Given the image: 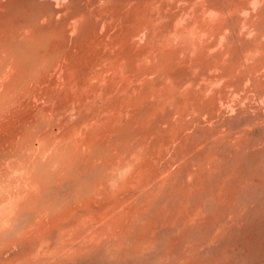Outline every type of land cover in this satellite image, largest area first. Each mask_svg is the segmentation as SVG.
<instances>
[{
	"label": "bare ground",
	"instance_id": "obj_1",
	"mask_svg": "<svg viewBox=\"0 0 264 264\" xmlns=\"http://www.w3.org/2000/svg\"><path fill=\"white\" fill-rule=\"evenodd\" d=\"M246 15L247 18L250 17V21L245 17L249 22L244 18ZM209 19L213 20L214 24L212 20L211 22L209 21L213 25L207 23ZM182 21L188 22L183 29L180 26V22L182 23ZM178 26H180L181 29ZM194 27H197V32L207 37V41L205 42L204 40L205 44L201 45L200 43L203 41H197L196 37L195 42H199L200 46L199 44L197 48L195 46L197 50L192 54V50L195 48L191 47V45L194 44H191L190 38L191 40L194 38L190 37V32L195 29ZM202 35L200 37H202ZM202 39L200 38V40ZM145 59H149L154 66H147L146 64L148 63H146L147 61ZM143 60H145L144 63H146L145 65L147 68L138 66L141 68L139 69L137 65H140V63L142 64ZM99 67H104L103 69L106 71L109 67V70L111 69L109 74L113 71L118 73L120 70L119 68H121V71L122 68H125L127 71L131 72L137 84L131 79V75L128 74V76L123 74L125 77L124 80L128 77L127 80L134 81V84H132L131 81L132 85L129 84L130 82L128 81L129 83L127 85L126 82L123 81L122 76H120L124 72L120 71L118 76L122 80H119L118 76L113 73L117 78H113L114 81L112 79L115 88L111 87L113 86L110 83L111 81L107 80L108 83L105 81V77H107L108 73L103 70L102 72H106L103 74L100 69H98ZM54 73L59 74V76L65 80H63L64 83L67 81L65 85L69 83L73 87L67 86L68 88L65 89L66 86L63 84L62 79L60 80L62 83L56 79V82L54 79L51 80V78L57 76L56 74L54 75ZM109 74L108 77L110 76ZM101 76H103L102 79ZM111 76L114 77L113 75ZM98 78L104 80L107 86L111 85L109 86L111 88L107 87V91H105V87L104 91L106 92V96L104 95V97L100 96L99 92L103 91L101 90V84H105V82L99 80L103 82H100L101 84L99 87L97 85V82H99L97 81ZM93 79H95L96 82ZM92 80L94 82H92ZM115 80L123 81V84H126L128 88H131L129 85L133 86V90H131L132 88L130 89L132 92L127 88H123L124 85L120 83L122 88L120 86L117 88L119 84L116 85ZM50 81H54L55 85L56 83H58V85L63 84L65 90L62 89V91H65L64 93L66 96L64 93H61V95L58 92V87V89H53L51 88L52 86H49L50 89H53L49 90L48 84ZM0 82L2 83H0L2 87L5 85L4 92L0 91L2 92L0 93V111L6 112L7 110V112H12V119H10L11 123L7 121V124L4 120L5 124L2 120V123H0L1 125L4 124L2 127L0 126V128H2L0 131L2 133H0L1 137L5 134L2 139L5 137L7 138L6 133L8 136H12L11 139H8L9 141L5 142L8 144L7 146L3 144L4 142L0 144V159L2 160L0 164L4 161L8 166L10 159H12L11 162L14 164V168L17 169L18 172L21 170L23 176V180H20V183L18 182L21 178L20 176L16 181L19 183H17L18 186L15 184L17 187L14 185L16 189L11 192L8 191L9 195L7 196L9 197L6 198L8 199L7 201L3 196V199L8 202V205L5 204L7 205L5 207V205L2 204L3 206L1 205L0 207V211L3 210V213L0 212V264H7L5 261L10 259V256L8 259H4L5 256H3L4 254L2 253V246L5 244L4 241L9 238L12 240V243L10 242L12 244L11 247L14 246L15 249L16 247H25L23 250L24 253L21 252L24 254L23 256L18 252L23 258L20 259L18 257L20 260H18L19 262L17 261L18 264H153L156 260L163 259L167 249L168 253L173 251H171V248L176 246V243L178 244L180 242L179 240L182 238L180 237L182 234L187 235L185 239H187L188 236V240L190 237L193 238V241L190 240L191 242H188L192 243L190 244V246H193L191 250L197 249L198 240L195 245L193 244L196 240L193 232L196 231L192 229L193 232H191V229L188 228L190 224H192L193 228V223L187 221V219L192 221L191 217L188 218L190 215L188 216L187 214L191 213V216L193 215L192 218H194V214H196L195 211H197L195 209L199 208V204L201 205V203L204 202L206 205V202H208V204L210 203L213 205L215 203L214 201L217 199L220 200V202L223 201L221 202L223 203V209L219 207L218 212H220V214L216 212L219 214L218 219L215 220L217 218L215 214L216 218L213 217L215 221L213 223L211 219V225L215 224V227L218 226L221 229L218 230L219 232L223 230L226 235H222L224 237L226 236V239L224 237L222 238L221 235V238L216 237V239H218L215 243L213 236L216 234L211 236L212 233L210 228L213 227L211 226L209 228L210 222L208 221L210 220L207 222L205 220L204 222L206 224L201 222V225H203V227L205 225L210 229L208 230L210 233H203H206L205 238L210 240L208 242L214 243L213 245L217 244L218 240L225 239V241L218 242L219 245L224 242V244H221L223 245V251L221 249V253L217 245H215L216 248H213L211 244L207 254L210 253L212 260H206L208 257H205L202 250L204 248L207 249L205 242L207 239L197 238L199 241L201 240L199 245H202V247L199 246V256L197 253L199 249L197 251L194 250L196 253L193 251V254H197L198 257H201L202 251L204 258H206L204 262L202 261L204 264H208L207 261H220V258L222 256L224 257L225 254H227V258L224 259H228L227 261L229 262H227V264H264V231H262L263 233L258 231L259 234L253 231L255 236H252L253 234H248L252 237H246L245 232H247V229L245 231L244 229L246 226V228L250 229L248 225L251 223L244 227V224L247 223H242L241 219L243 218L244 221H242L245 222V219L249 217L244 219L245 216H241V218L237 216V214L240 215L242 213V211L239 212L240 214L238 213L239 208H242L238 205L239 203L247 207L254 206L255 208L264 206V0H0ZM90 83L91 85L96 83L95 87L97 88H93V86L92 90ZM50 85H52V82ZM135 85L138 86L136 87ZM88 86H90V88H88L90 91L86 90ZM63 87L62 85L60 86V88ZM69 87L71 89H76L78 92L73 91L70 93L71 89H69ZM37 89H40L42 93L44 91L43 98L45 95H49L48 98L45 97L46 99L44 100H47V102L49 100L51 103L50 106L47 104H44L47 107L43 104L42 106H36L42 103L40 100V102L38 101L37 97L41 94L39 93L40 91H38L39 95L37 94ZM47 90H49V93ZM83 90H85L86 93H84L85 91L82 92ZM35 91L39 103L34 101L33 98L32 102L36 107H32V104H29V100L26 102L22 99L24 98L25 100L30 94L33 95ZM66 91L69 94H67ZM124 91L127 92L124 93ZM96 92L99 93L98 95L101 97V101H106V105H108V99L113 101L110 102L109 105V109L112 108L113 111H111L112 115L120 114L118 112L113 114L118 110L125 116L130 112V116L133 117H131V120L128 115V121L127 118L124 119L125 116H121L120 114V117H123V120L120 119L121 122H125V124L123 123L125 126L126 124L131 125L127 127L128 129L125 132L121 133L119 143L126 146L127 144L131 145H128L129 148L121 146L119 150L123 153V157H120L122 156L120 152V156L116 154L112 156L117 150V147L119 148L118 142L114 137L118 133L120 134L122 129L124 130L126 128L124 125V127H122V124H119L120 120L116 118L119 122L118 125L122 128L117 127L118 125H114V130L116 128L118 129V133L115 131V135V133L112 132L114 130L108 125H113L114 123L112 122L116 121L114 119L117 116L110 121L109 119L113 117L106 116L108 113L105 111V114L101 112L102 107H104L102 110H107L106 108L108 107H105V103L102 104L104 101H102V103L97 101L102 104L100 110L96 109L102 116L99 115L100 120L102 118V122L103 120L104 122L106 121V124L104 122H101V124L109 128L110 136L113 134L115 135L112 138H114L117 144L115 142L113 143L118 145L115 147L113 144L115 151L113 152L112 149L111 157L118 156L123 160L125 158L124 155L126 154L125 156H127L124 162L120 159L118 160V157L115 159L113 158L115 162L120 164L115 169L119 171L126 170L125 173H127L128 169H131V171L133 170V173L134 171L135 173L137 172L138 175H141L137 177L141 178L143 176V178H141L143 185L145 184L144 182L147 181L146 183L148 184V182L151 181L154 193L149 190L151 189L150 186L148 190L153 193L152 196L157 195L155 198L149 199L151 194H149L150 192L148 191L149 197H147L149 200L147 201L146 196H143L145 195L144 192H142V195L138 190L139 194H141L143 198L145 197L147 204L145 201L144 204H146V208L148 207L146 209L144 205H141L143 206L141 208L139 202L142 200L141 204H143L144 199H142V196L133 188L140 186L138 189H141L143 185L140 183H138L139 185L137 184V182H141V179L136 178L135 173L133 176H130L131 172L128 173V177H133V179H131L132 181L128 180V178L126 179V177L125 179L126 181L128 180V184L133 182L136 184V187L134 186L135 184L130 185L131 189H133L130 194H133V196L126 193L129 191L128 189H130V187H128V184L125 185V181H123L122 184L124 187L127 186L128 188H124L122 185L121 187H123V189L121 191V187H118V183H115V187L117 186L115 189L120 190L118 193H122V195L124 193L123 190L125 191L126 189L124 193L126 201L129 200L128 196L135 197L133 191L137 192L140 197L137 196L138 199L134 198L137 200L134 205L136 206L139 203L137 208L139 209L140 207L142 210L145 209L143 211L149 213L151 212L149 207L153 205L152 203L156 201L155 199H157L155 203L157 206H155L156 209L161 207L160 203H163L161 200L164 199L161 195H164V206L162 205V209L160 208L158 211H166V213H164L166 217H164L162 212L161 215L165 218L164 221L166 220L165 224L168 223L167 225H165L164 222L162 223L163 217L160 214L158 215V211L154 210L152 207V215L153 213L157 214L154 215L155 217L157 216V220L154 218L156 221L153 220L152 215L150 217L146 216L145 213L141 214L143 212L140 209V214L134 211V209L137 211L138 209L131 204L130 206H134V208L129 206V209H132V212L128 210L131 212V215H129V212H126L128 216H132L133 213V217H129L131 221H127L128 219L126 217L128 216H126V214H124L125 217L124 215L122 216V212L124 213L125 211L124 209H120L122 211L120 213L121 216L127 220H121L122 217L120 216L121 219L118 217L119 220L117 221V215L119 216L120 214L118 213L115 215L112 211L114 209L116 210L118 207L115 208L119 203L117 204L116 201L113 203V200L117 199L116 196H118V193L117 191H115V193L112 191L114 195H116V198H114L113 193L110 191L112 186L110 185L111 188L107 186L108 189L110 188L109 192L104 184L107 182L98 179L102 182V187H105L101 189L102 192L105 189L107 192L111 193V195L108 194V196H106L105 190V195H101V183H99L100 185H97L99 186L97 187V191L100 193L96 191L97 194L94 198L99 196V200L101 198L102 201V197H109V203L115 204L113 210H110L112 216L109 219L114 218L113 220L115 221L110 220V227L108 226L109 223L107 224L109 227L108 229L106 228L107 226H103L107 231L102 229L104 232H100L101 230H97L99 226L97 225V227L95 225L96 223L98 224V220L101 219V216L96 220L95 216L97 215L95 214L94 216V214H92L95 209H92L93 212L91 214L95 218L92 216L93 219L90 221H94L95 219V225H93L94 223L92 225L97 228H91V222L89 221L88 223L90 225L88 227L87 225L85 227L83 223L80 224V227L79 224L77 226L76 223L79 222L78 219L82 220L85 216L87 217L86 219H90L91 217L89 214V212H91V207H89L88 210H83L85 205L87 208L89 205L96 207L97 204L98 206V203L93 205L94 202L92 200L94 199H88L85 195L88 196L87 194L93 190L92 188L96 177L103 171L101 168H104L105 165L103 167H101L102 164H99V167L96 165H98L100 161H104L107 151L105 152L106 145L102 144V140L98 138L101 136L100 133H102V130L99 129L101 131H99L100 133L96 131L100 134H95L97 138L91 133L95 130L88 132L89 136L88 134L86 135V129L88 127V123L86 124L85 122L86 119H82L83 123L87 125L86 129L84 126L82 132L85 131L86 133H82L81 130H79L80 133L78 131V134L81 135L82 133L80 137L85 136L83 137V143L86 139H89V143L91 144L92 142V148L87 140L85 143H87L88 146L86 144V147H83L80 144L84 152L85 148L86 150L88 149V151L91 150L89 153L86 151L83 155L75 153L74 151L77 148L74 150L72 147L73 144L71 145L70 143V137L75 141L77 136H79L76 134L77 126L76 128L73 126L75 129L73 130L72 128V131H70L66 129L69 127H67L68 124L65 125L66 128H62L61 125L68 122L69 116L67 113L70 110H74L75 112L76 110L83 111V109H85L86 115H88V113L91 115L89 118L90 120L96 117L95 115L98 114L97 112L91 113L87 111L88 107L93 108V106L90 107L89 105H85L86 103H82L84 100L88 101L92 99L95 94V96H97ZM102 93L104 94V92ZM77 95L79 97H76ZM60 96L64 99H59ZM33 97H35V95H33ZM40 97H42V95ZM43 98H41V100ZM115 98L117 100H115ZM34 102L37 104H34ZM96 105L99 104L96 103ZM96 108H98V106ZM108 111L111 115L110 110ZM64 112H66L65 114H67L68 120L66 119V121V117H62L66 123L62 119V121H60L61 124L56 122L60 127L58 125V134L55 132L53 133L52 129H54L56 125H49L53 115L50 120H48V115L53 113L60 117V114L61 116L65 115ZM94 113L95 115L92 116ZM2 115L0 117H2ZM70 115H72V113H70ZM84 115L85 114H83V116ZM103 115L107 117L105 119L109 121L103 119ZM175 116L177 121L180 120V122L183 121V123L180 124L176 122L174 120ZM59 117L57 116L58 119ZM87 117H89V115ZM97 118H93L91 121L89 120V126L92 124L94 125L95 119L97 122L96 125L100 124L98 123L99 118ZM79 120L81 121L80 118ZM130 120L132 122H130ZM92 121L94 123H92ZM62 122L64 123L62 124ZM108 122H110V124ZM81 123H79L80 126L84 125ZM175 123L180 125H175ZM9 124L12 125L10 126L12 131L10 128L8 129ZM75 124L77 125L78 123L76 122ZM49 126L52 128L50 129ZM70 127H72V125ZM78 128L81 129V127ZM90 128L91 127H89V129ZM62 129L67 131H63L64 133H62ZM192 129L193 132L190 131ZM73 132H75L76 135ZM90 134L93 136H91V139ZM80 137L78 138L82 140ZM112 138H110L111 142L113 141ZM0 141H2L1 138ZM76 142L79 149L80 142L78 140L73 143L76 144ZM111 142H109L107 146ZM79 150H77V152ZM167 154H171L170 159L168 156L169 160H165L166 163L165 161L162 162L165 158L167 159ZM4 158H9V162L7 161L6 163L7 159L5 160ZM106 160L105 162L108 165L106 168L109 170L110 162L107 160L108 163ZM118 161L121 163L123 162V164L121 165ZM159 161H161L162 164L165 163L164 167L163 165L162 167L165 169L164 172H167L169 175L167 173L165 175L160 173L164 172L163 169H161L162 167L158 168V164H160ZM153 162L157 163L156 165L158 167H156V170L153 167ZM12 163L10 164L13 166ZM117 163L111 162L110 166H112V170L114 168L113 166L117 165ZM11 165L8 167H11ZM0 167L4 169V166ZM157 169H160V172H158ZM14 170L12 174H14ZM3 172L4 170H2L0 176ZM109 172H107L106 175ZM113 173L114 172H112V174ZM116 173L117 172H115V174ZM19 174L21 173L19 172ZM162 175H167L168 177L163 176L162 178ZM12 176L9 178L10 180ZM1 177L3 179L5 178L4 176ZM15 177L17 178V176ZM108 177L107 179H109ZM114 178L111 180H114ZM119 178H117V182H121L120 180L122 179ZM135 178L138 180L137 182ZM1 180L2 179H0V181ZM99 181H97V183ZM1 182L0 197L5 195V187H9L5 185V187H3ZM2 183L5 184V182ZM10 184L12 185V183ZM145 185L144 187L148 186ZM10 188L12 187L10 186ZM112 189L115 190L114 188ZM144 190L145 188H143V191ZM156 190H159V192L155 193ZM6 192L7 191H5V193ZM91 194L94 195V192ZM158 194L159 199L162 198L159 200L160 203L157 198ZM87 199L90 202L92 201L93 204L91 205ZM106 199L108 200V198ZM122 199L120 201L118 200V202L123 201ZM84 200H86L89 205L85 203ZM105 200H103V202H105ZM131 200L130 198V201ZM133 200L130 203H132ZM218 200L216 201V204L218 203L217 205H219ZM82 201L84 202V204L82 203L84 206L81 204ZM103 202H99L100 204L96 209H101L104 204ZM226 202L228 204H226ZM109 203L108 205H110ZM120 204L123 203L121 202ZM191 204H195L197 207L194 209ZM79 205L82 207V211L80 210L79 213H77ZM184 205H187V207ZM104 206L107 207V205H103V210L105 208ZM127 206L128 205L125 204V208ZM167 206L173 208V210L169 207L167 208ZM188 206L192 208V210L194 209L193 213L190 212L191 209L188 208ZM237 206L239 207L238 209ZM119 207H121V205ZM164 207L167 210L164 209ZM185 207L188 213L184 210ZM261 207H259V211L256 209V214L264 209V207ZM108 208L112 209V206ZM209 208H211L210 210L212 213L214 207ZM105 209V212H109V209ZM127 209L128 208H126V210ZM74 210H77L75 213L82 216V218H74L77 222L73 220L75 221L73 223L70 219L74 215H71L72 217H69L70 219L65 220L67 215L73 213L72 211ZM98 210L99 209H97V211ZM174 210L176 212L182 211V214L185 212L187 213L183 215L186 219L184 223L188 222V225L186 223L185 227L189 229L192 234L184 228V224H182V219L184 218H182L181 212L182 222L179 221L180 217H177L178 221L176 220L177 218L174 220L173 217L177 216H174ZM201 210L202 209L199 211ZM100 211L102 213V210ZM172 211L174 214L170 213ZM213 211L215 212V209H213ZM105 212L104 214H106V217L111 215ZM167 212H169L171 216L173 214V217H170L169 214L168 218ZM101 213L99 212L100 215L103 214ZM204 213L206 216V211ZM87 214H89L90 217ZM256 214L253 213L251 217H256ZM103 215L102 218L105 217ZM200 215H202V213ZM158 216L162 218L159 220ZM147 217L149 221L150 218H152L151 221L153 220L154 222L151 223L150 221V223H148ZM171 218L173 220L172 223ZM198 218L199 217H197L196 220ZM252 218H250L248 222L251 221ZM105 219L106 218H103V220ZM132 219L137 222H133ZM167 219L170 221L167 222ZM236 219L240 220L237 221ZM85 220H82V222ZM194 220L195 219H193V221ZM108 221V219L107 221H101V224ZM238 222H241L244 227H242L243 229L240 227L237 228V226L240 225ZM84 223L88 224L86 221ZM74 224L78 227V231L74 228L75 226L73 227ZM235 224L237 225L235 226ZM181 225H183V228ZM256 225L254 224V226L259 227L257 223ZM263 225L259 228L262 229ZM179 227L182 228V234L179 236L180 238L178 237L179 240L177 238L172 239L171 243L168 241L170 244L165 245L164 243H167L166 238H174L175 232L181 233V231L178 230L180 229ZM203 227L200 226V228ZM73 228L76 229L74 232H77L73 233ZM80 228H85L86 231L84 229L82 232L81 230L83 229ZM87 228L89 229L87 230ZM99 228L101 229L102 226ZM175 228L177 231L173 230L175 232H172V229ZM197 228L200 229L198 225ZM197 228L196 230L202 233V230L199 231ZM90 229H95L97 232H94L98 233L99 231V233L95 235L94 232L92 233L93 230L90 231ZM158 229L160 234L158 233L159 231H157ZM206 229L203 230L207 231ZM216 229L218 228L216 227ZM213 230L215 231V228H213ZM89 231L91 233L87 235L86 233ZM155 231L156 235L157 233L159 235L152 237ZM65 234H70L71 239L64 238ZM171 234H173V236ZM188 234H191V236ZM196 235L197 234H195V236ZM199 235L197 236L201 237ZM66 236L69 237V235ZM10 240H6V244H10L8 243ZM173 240L175 241L173 242ZM177 240L179 242H177ZM202 240L206 246H204V248V244H201ZM186 242L187 241H183V243H180L181 245L179 247L181 248L184 246ZM208 242L207 244H210ZM172 243L173 245L170 247ZM5 245L3 248L6 250ZM190 246L188 244V246L185 245L184 248L188 247L189 250L187 251L191 252ZM195 246L196 248H194ZM164 247L165 249L167 247V249L165 250ZM178 248L175 247L174 249L179 251L180 248ZM15 249L13 251L17 254ZM181 250L183 251V248H181ZM181 250L179 251L180 254L182 253ZM10 251L3 252L9 254ZM16 251L18 250L16 249ZM19 251L21 250L19 249ZM176 252L177 251H175V254ZM179 252H177L178 255L173 253V256H176L175 258L172 256L169 259V256L166 255V259L168 257L167 260L175 264L178 262L177 260H180ZM183 252H186V250ZM172 253L170 254L172 255ZM186 253H182L183 255H181L185 259H188V264L198 261L199 258L196 256V260L192 252L191 254L189 253L192 258L190 256L188 258L185 255ZM184 258L182 259L183 261L185 260ZM202 258L203 257L200 259ZM14 259L11 261L13 264L17 263L13 262L15 261ZM166 259H163V262ZM182 260L176 264H180ZM183 261L182 264H185V261L184 263ZM199 261L200 264H203L201 260ZM158 262L160 261L158 260L156 263ZM220 263H224L223 258L222 261L218 262V264ZM8 264L11 263L9 262Z\"/></svg>",
	"mask_w": 264,
	"mask_h": 264
},
{
	"label": "rangeland",
	"instance_id": "obj_2",
	"mask_svg": "<svg viewBox=\"0 0 264 264\" xmlns=\"http://www.w3.org/2000/svg\"><path fill=\"white\" fill-rule=\"evenodd\" d=\"M245 17L247 18V15L244 16V18H245ZM246 18H245V20H247V19L249 20L250 17L247 18V19H246ZM211 20H212V19H209L208 22H207L209 25H213V24H214L213 20H212L213 24L210 23ZM248 20H247V21H248ZM209 21H210V22H209ZM249 21H250V20H249ZM249 21H248V22H249ZM182 24H183V26H182ZM187 24H188L187 21H182V23L180 22V26L182 27V29L185 28ZM180 26H178V27L180 28ZM210 27H211V26H210ZM194 28H195V27H194ZM196 28H197V27H196ZM196 28L193 29L194 32H193V30H191V32H190V37L194 38V39H192V40H191V38H190V42H191V44H194V45H191L190 42H189V44H190L191 47H193V48H195V46H196V48H197L199 42H202V41H203L202 43H200L201 45H203V44H205V42L207 41V40H206L207 37L204 36V35H202V34H200L199 32H197V29H196ZM212 28H213V26H212ZM180 29H181V28H180ZM244 29H245V28H244ZM192 32H193V34H192ZM196 32H197V33H196ZM194 33H195V34H194ZM197 34H198L199 36H198ZM194 35H195V37H194ZM196 35H197V36H196ZM201 35H202V37H200ZM196 37H197V38H196ZM199 37H200L201 39H202V38H205V39L200 40ZM195 38L197 39V41L199 40V42H197V41L195 42V40H196ZM204 40H205V42H204ZM200 44H199V46H200ZM186 45H187V44H186ZM193 48H192V49H193ZM196 48L192 50V51H193L192 54L194 53V51L197 50ZM145 60L147 61L146 63H148V64L144 63ZM145 60H143V62H142L143 65L140 63V65H137V67L140 66L141 68H142V67L147 68L148 65H150L151 67L154 66V64H153L151 61H149V59H145ZM150 62H151V63H150ZM149 63H150V64H149ZM145 64H146L147 66H146ZM140 67H138V68L141 69ZM151 67H149V68H151ZM103 68H104V67H102V68L99 67L98 69H100V71L102 72L103 70H105V69H103ZM105 68H106V67H105ZM138 68H137V69H138ZM101 69H102V70H101ZM119 69H120V70H119V72H120V71H121V68H119ZM108 70H109V67H108ZM108 70H107V71L105 70V71L109 74V72L111 71V69H110L109 71H108ZM117 70H118V69H117ZM100 71H99V72H100ZM105 71H104V72H105ZM99 72H98V73H99ZM104 72H102V73L104 74ZM106 72H105V73H106ZM119 72H118V73H119ZM121 72H124V73H122L121 75L119 74L120 76H122L123 81H125L127 85H128L129 82H130L129 84H131V81H132V80H127L128 77H126V80H124L125 77H124V75H123V74H125V75H128V74L131 75V72L127 71L125 68H122V71H121ZM113 73H115V74L118 76V73H117L116 71H115V72L113 71L112 73H110V74H109V75H110L109 77H108V74H107V77H105V75H104V77L106 78L105 81H107V80L109 81V80H110V81H111V82H110L111 85L114 84V82H113L114 79H113V78L116 77V75L113 74ZM55 74H56L57 76L54 77V78H51V80H52V79H54V80L56 79V80H59V82H61L60 80L62 79V77H60L59 74H57V73H54V75H55ZM103 74H102V75H103ZM100 75H101V74H100ZM111 75H113L114 77H112ZM129 75H128V76H129ZM58 76H59V77H58ZM57 77H58V78H57ZM102 78H103V76H101V79H102ZM110 78H111V79H110ZM116 78H117V77H116ZM95 79H96V78H95ZM95 79H93V80H95ZM101 79L98 78L97 81H99V80H101ZM112 79H113V81H112ZM118 79H119V80H122L119 76H118ZM129 79H130V78H129ZM131 79L134 80V78L132 77V75H131ZM56 80H55V82H56ZM63 80H64V79H62V81H63ZM93 80H92V82H94ZM119 80H118V81H119ZM64 81H65V80H64ZM64 81H63V84L65 85V83H66L67 81H66L65 83H64ZM101 81L105 82L104 80H101ZM101 81L97 82V85H98L99 87H100V84L103 83V82H101ZM108 81H107V83H108ZM115 81H116V80H115ZM118 81L115 82L116 85L119 84V83L122 84V85H124V84H123V83H124L123 81H119V82H118ZM128 81H129V82H128ZM134 81H135V80H134ZM134 81H132V84H134V83H133ZM51 82H52V85H50ZM55 82H54V81H50V83L48 84V89H49V90H53V89H58V88H59V89H58V92H59L60 94H61V93L63 94V93L65 92V91H62V89L65 90L66 88H68L67 86H72L71 84L67 83L68 85L66 84V85H65L66 87L64 86V87H65V89H64L63 84L58 85V83H56V85H58V86H56V85L54 84ZM57 82H58V81H57ZM95 82H96V80H95ZM100 82H101V83H100ZM112 82H113V83H112ZM0 83H1V82H0ZM61 83H62V82H61ZM107 83L105 82V84H101V86H102V87H101V90H103L102 92H104V94H103L101 91H100V92L98 91V92L100 93V94H99L98 92H96L98 97L95 96V95H96V94H95V95L92 97V99H90V100H88V101H87V100H86V101L84 100V101L82 102V103H86L85 105H87V106H88V105H89L90 107L93 106V108H94L95 110H94L93 108H89V107H88V108H87V111H88V112L90 111L91 113H93V112H97V113H98V114H97L98 116L95 115V113H94L92 116H94V115L96 116V117H93V118H97V117H98V118H99V119L97 118L98 121H99L98 123H100V124H101V122H102V118H101V120H100V116H101V115H100V112L97 111L96 109H99V110H100L101 105L104 104V103L106 102V101L102 100V101H104V102L102 103V101H101V97H100V96H103V97H104V95H105V93H106L105 91H107V87H108V88H111V87H114V86H115V85H113V86L109 85V86H111V87H109V86L106 85ZM1 84H2V83H1ZM1 84H0V85H1ZM53 84H54V86H53ZM93 84H94V85H93ZM93 84L91 85V83H90L91 89H92L93 86H94L93 88H97V87H95L96 83H93ZM120 84L117 86V88L120 86ZM126 84H125V85H126ZM132 84H131V85H132ZM135 84H137L136 81H135ZM61 85H62L63 88H60ZM104 85H105V86H104ZM122 85L120 86L121 88H122ZM125 85H124L123 88H127V89H129V90L133 87V86L129 85V87H131V88H128V86L126 85V87H125ZM138 85H139V84H138ZM138 85H137V86H138ZM49 86H52L51 88H53V89H50ZM90 86H88V87L86 88V90H88V88H90ZM135 86H136V85H135ZM137 86H136V87H137ZM1 87H2V85L0 86V91L4 92L5 85H3V87H2L3 89H2ZM57 87H58V88H57ZM72 87H73V86H72ZM105 87H106V90H105ZM102 88H104V89H102ZM114 88H115V87H114ZM133 88H134V87H133ZM133 88H132L131 90H133ZM1 89H2V90H1ZM60 89H61V91H60ZM69 89H71V88L69 87ZM98 89H99V88H98ZM49 90H47L48 93H49ZM92 90H93V89H92ZM99 90H100V89H99ZM104 90H105V91H104ZM118 90H119V89H118ZM131 90H130V91H131ZM36 91H37V94H38V95H39V93L42 95V97H40L41 95L39 96L40 98L37 97V98H38V101L40 100L42 103H39L40 101H39V102L37 101L36 94H35ZM36 91L34 92V94L32 93L33 95H35V97H33V95L30 94L25 100H24V98H23L22 100H23V101H26V102H28V100H29V101H30L29 104H30V105L32 104V107L42 106V104H43V105H44V104H47L48 106H50V105H51L50 101L48 100V102H47V100H46V101L44 100V99H46L45 97L48 98L49 95H45L44 98H43L44 91H43V93H42V91H41L40 89H37ZM38 91H40V92L38 93ZM56 91H57V90H56ZM69 91H70V90H69ZM69 91H68V92H69ZM73 91H74V92H78L76 89L72 88L71 91H70V93H72ZM84 91H85V90H83L82 92H84ZM88 91H90V89H89ZM2 92H0V93H2ZM125 92H127V91H124V93H125ZM131 92H132V91H131ZM66 93H67V91H66ZM84 93H86V91H85ZM87 93H88V92H87ZM46 94H47V93H46ZM62 94H61V95H62ZM67 94H69V93H67ZM98 94H99L100 96H99ZM101 94H102V95H101ZM38 95H37V96H38ZM64 95L66 96L65 93H64ZM64 95H63V96H64ZM78 95H79V94H78ZM78 95H77L76 97H79ZM31 96H32V98H31ZM105 96H106V95H105ZM95 97H96V98H95ZM99 97H100V98H99ZM103 97H102V98H103ZM11 98H12V96H11ZM33 98H34V101H36L37 103H39L38 105H36V106L33 105V102H32V99H33ZM41 98H43V99L41 100ZM49 98H50V97H49ZM106 98H107V97H106ZM106 98H105V99H106ZM59 99H64V98H63L62 96H60ZM97 99H98V100H97ZM99 99H100V100H99ZM103 99H104V98H103ZM107 99H108V98H107ZM113 99H114V98H113ZM113 99H112V100H113ZM43 100H44V101H43ZM92 100H93V101H92ZM115 100H117V99L115 98ZM115 100H114V101H115ZM97 101H99V102L102 103V104L98 103ZM36 102H34V104H37ZM43 102H44V103H43ZM77 102H78V101H77ZM89 102H90V103H89ZM107 102H108V105H106L107 103L104 104L105 107H108V108H106L107 110H105V109L102 110V109L104 108V107H102V108H101V112H103L104 114H105V112H107L108 115L106 114V116H111V117H113V118L109 119L110 121H112V119H114L115 116H117V117H115L114 120H116V118H118L117 120H120V119L123 120V117L121 118V117H120V114H121V116H125V115H122L123 113H121V111L116 110V112L113 113V114H116L117 112L120 113V114L112 115V112H113V111H112V108L109 109V105H110V102H113V101H111V100L108 99ZM92 103H93V104H92ZM94 103H95V104H94ZM96 103L99 104L100 107H99V105H96ZM40 104H41V105H40ZM95 105H96V106H95ZM44 106H46V105H44ZM94 106H95V107H94ZM97 106H98V108H96ZM46 107H47V106H46ZM88 109H89V110H88ZM92 109H93V110H92ZM108 110H110V112L112 111V112H111V115L109 114V111H108ZM113 110H114V109H113ZM71 111H72V112H71ZM80 111H81V113H80ZM80 111L76 110V111L74 112V110H70V111L67 113L68 116H69V117H68L69 120H68V118H67V116H66L67 114H65L66 112H64L65 115H62V116H61V114H60V117H59V115L56 114V115L59 117V119H58L57 116H56L55 114H53V113H51V115H48V118H49L48 120H50V119H51V116L53 115V116H52V119L50 120L51 122H50L49 125H51V126H52V124H55V125H56V127L53 125V126L55 127L54 129H52L53 133L55 132L56 134H58V133H57V132H58L57 130H58L59 127H60V125H59V124H61L60 121L63 120L62 117H63V118L66 117L65 120H66V119L68 120L67 123H66L67 120H66V121L63 120L66 124H63L64 122H62V124H63V125H61L62 128L65 127V125L68 124L67 127H68V126H69V127H68V128L65 127V128H66L67 130L72 131V128H73V130H74V129L76 128V126H77V130H76L77 132H76V134H78V131H79V130H81V132H82V131H83L82 129H84V126H85V129H86V126H87V125H85V124L83 123V121H82L83 118H84V120L86 119L85 122H86V124L88 123V127H87V129H86V132H87V133H86L85 131L82 132V133H86V135L88 134V136H89V133H88V132H90V131H92V130H95V131H92L91 133H92L93 136H95V137L97 138L96 135L99 134V133L101 132L100 130H102V133H100L102 137L99 136V135H100V134H99V135H98V136H99L98 138H100V139L102 140V142H101L102 144L106 145V150H105V152H106V151H107V152H106V155H105L104 161H103V160H102V162L100 161L101 163L98 161V162H99V163L97 162L98 165H96V164H95V165L98 166V167H99V164H100V165L102 164L101 167H103V166L105 165V166H104L105 169L100 167L101 170H103V171H102V172L96 177V179H97V181H99L98 179H100V181H103V182L106 181V182L108 183V185H107V183H104V184L106 185V189H107L108 191H109V189L111 188L110 185H111L112 188H114V189L117 187V186L115 187V183H116V184L118 183V184H117L118 187H121V186L123 185V184H122L123 181H125V182H126L125 185H127V184H128L127 181L133 179V177H132V178H129V177H128V176H129L128 173L131 172V173H130V176H133V174L135 173V171H134V173H133V170L131 171V169H128V170H127V173H125L126 170H123V171L120 170V171H119L118 169H115V168H117V166L120 165V164H118L117 162H115L114 159H115L116 157L120 156L121 151H120L119 149L121 148V146H122V147H125V146H126V145H123V144L121 145V143H119V139H120L119 137H120L121 133L125 132V131L128 129L127 127H129L131 124H130V125L126 124V126H125V125H124L125 122H123V123H124V124H123V123L121 122V120H120V123L116 120L115 122L113 121L112 123H114V124L110 126V125H108V123L110 124V122H108L107 125H108L109 127H111V129H113V130H114V125H118V123H119L120 125L122 124L121 126H122V127L125 126V128H126V129H124V130L122 129L121 131L119 130V131H120V134L118 133V131H117L118 129L116 128V129H115L114 131H112V132L115 133V131H116V133H118L119 135H118V134L116 135V133H115L116 136H115L114 134H113V135L111 134L112 136H110V130H109V128H107L106 125H105L106 127H104L103 124H101V126H100V124H97V125H96L97 122L95 121V120H96V119H95V120H94L95 123L92 121V123H94V125H95V126H94V125L92 124V125H93V128H92L91 122H90V125H91V126H89V120H90L89 118H90L91 115L88 113L89 117H87L88 115H86V113H85V109H83V111H82V110H80ZM104 111H105V112H104ZM0 112H2V113H0V116L3 114L2 117H0V121H1V120H2V121L4 120L5 123H7V121H9V123H11L10 119H12V118H11V117H12V112H11V111H8V112H7V110H6V112H3V111H0ZM10 112H11V113H10ZM77 112H78V114H77ZM82 112H83V113H82ZM124 112H126V111H124ZM8 113H9V115H10V114H11V115L9 116ZM70 113H72V115H70ZM79 113H80V115H79ZM103 113H101V114H103ZM49 114H50V113H49ZM62 114H63V113H62ZM73 114H74V115H73ZM83 114H85V115H84L85 117L83 116ZM125 114H127V113H125ZM78 115H79L80 117H79ZM99 115H100V116H99ZM118 115H119V116H118ZM128 115L130 116L131 113L129 112ZM128 115H127V116H128ZM49 116H50V117H49ZM54 116H55L56 118H55ZM74 116H75V117H74ZM127 116H125L124 119H126ZM4 117H5V118H4ZM6 117L9 118V119H7ZM70 117H71V118H70ZM76 117H77V119H76ZM81 117H82V118H81ZM101 117H102V116H101ZM131 117H132V116H130V118H131ZM54 118H55L56 120H57V119H58V120L56 121ZM73 118H74V119H73ZM79 118L81 119L82 123H81V121L79 120ZM91 118H92V117H91ZM93 118H92V119H93ZM105 118H107V117H105V116L103 115V119H105ZM132 118H133V117H132ZM132 118H131V120H132ZM6 119H7V120H6ZM53 119H54L55 121H54ZM61 119H62V120H61ZM70 119H71V120H70ZM72 119H73V120H72ZM92 119H91V120H92ZM127 119H128V118H127ZM52 120H53V121H52ZM75 120H76V121H75ZM87 120H88V121H87ZM91 120H90V121H91ZM105 120H108V119H105ZM109 120H108V121H109ZM131 120H130V122H132ZM174 120H175L176 122H179L180 124L183 123L182 120H181L182 122H180V120L177 121V120H176V116H175V119H174ZM190 120H191V119H190ZM190 120H187V121H190ZM2 121H1L0 123H2ZM4 121H3V123H4ZM70 121H73V122H70ZM74 121H75V122H74ZM79 121H80V122H79ZM124 121L128 122L129 119H128V121H127V120H124ZM53 122H54V123H53ZM56 122L59 123V124H58L59 127H58V125L56 124ZM76 122L78 123L77 125L75 124ZM103 122H104V120H103ZM103 122H102V123H103ZM105 122H106V121H105ZM105 122H104V123H105ZM116 122H117V123H116ZM5 123H4V124H5ZM79 123L84 124V125H81V126H80ZM112 123H111V124H112ZM115 123H116V124H115ZM4 124H2V125H4ZM7 124H8V123H7ZM70 124L72 125V127H70V126H71ZM73 124H75V125H73ZM105 124H106V123H105ZM177 124H178V123H175V125H177ZM180 124H178V125H180ZM2 125L0 124L1 127H2ZM78 125H79V126H78ZM98 125H99V127H98ZM120 125H118L117 127L122 128V127H120ZM123 125H124V126H123ZM5 126H7V125H5ZM8 126H9L8 129L10 128V130H11V127H10V126H12V125L9 124ZM73 126H74L75 128H74ZM96 126H97V129H96ZM102 126H103V127H102ZM78 127H81V129H79ZM89 127H91L92 129H91V128L89 129ZM100 127H102V128H100ZM112 127H113V128H112ZM49 128L51 129L52 127L49 126ZM57 128H58V129H57ZM70 128H71V129H70ZM8 129H7V130H8ZM88 129H89V130H88ZM99 129H100V130H99ZM1 130H2V128H0V131H1ZM67 130L62 129V133H64L63 131L66 132ZM5 131H6V130H5ZM11 131H12V130H11ZM11 131H10V133H11ZM96 131H97V132L100 131V132L97 133ZM190 131L193 132V129L190 130ZM3 132H4V130H3ZM0 133H1V132H0ZM60 133H61V130H60ZM62 133H61V134H62ZM73 133L75 134V132H73ZM73 133H72V134H73ZM79 133H80V131H79ZM82 133H81V135H82ZM1 134H2V133H1ZM1 134H0V138H1L2 141H0V144H1L2 142H4L3 144H6L5 142L9 141L8 139H11V137H12L11 135L8 136L7 133H6L7 138L5 137L4 139H2V137L5 136V134H3L2 137H1ZM8 134H9V131H8ZM72 134H71V136H72ZM74 134H73V136H74ZM76 134H75V135H76ZM95 134H96V135H95ZM59 135H60V134H59ZM78 135H79V136H77V138L81 136L80 134H78ZM83 135H84V134H83ZM92 135L90 134V139L93 137ZM73 136H72V137H73ZM91 136H92V137H91ZM113 136H115L114 138H116V141L118 142V145H119V148L117 147V150H119L117 153H115L117 150L115 151L114 145H115V147L118 146V145H116L117 142L114 141V138H112ZM8 137H10V138H8ZM75 137H76V136H75ZM83 137H85V136L80 137V138H82V140L79 139V138H78V139L76 138L77 140L75 139V141H78V140H79V142H80V143L78 142L79 145L81 144L83 147H86V144H87V143H85V141H86L87 139L85 140V138H84L85 141H84V143H83ZM86 138H87V137H86ZM110 138L113 139L112 142H111V139H110ZM70 139H71V140H70V141H71V142H70L71 145L73 144V145H72L73 149L75 150V149L77 148L75 151L73 150L75 153H80V155H83L86 151H87V153H89V152L91 151L90 149H89L90 151H88V149L86 150V148H85V149H84L85 152H84L83 149H82L83 147H81V145H80V148H79L80 150H79V149H78L79 146L77 145V142H76V144H74L73 142H75V141L72 140L73 138L70 137ZM100 139H98V140H100ZM4 140H5V141H4ZM88 140H89V139H88ZM88 140H87V141H88ZM109 140H110V141H109ZM72 141H73V142H72ZM89 141H90V140H89ZM89 141H88V143H89ZM109 142H111L112 144L110 143V144L107 146V144H108ZM113 142H115L116 144L113 143ZM3 144H2V145H3ZM113 144H114V145H113ZM7 145H8V144H6V146H7ZM76 145H77V147H76ZM84 145H85V146H84ZM89 145H90V147L92 148V142H91V144L89 143ZM128 145H131V144H127V146H126L125 148H127V147L129 148ZM133 145H134V144H133ZM87 146H88V144H87ZM110 147H111V148H110ZM112 147H113V148H112ZM87 148H88V147H87ZM81 149H82V151H81ZM109 149H110V150H109ZM112 149H113V152L115 151V152L112 154V156H114L115 154L118 155V156L113 157L114 159L111 157V153H112L111 151H112ZM77 150H79V151L77 152ZM108 151H110V152H108ZM119 152H120V153H119ZM87 153H86V155H87ZM107 153H108V154H107ZM121 155H122V156H120V157H123V153H121ZM125 155H126V154H125ZM125 155H124V157L127 158V156H125ZM170 155H171V154H169V155L167 154V159L165 158L162 162H164L165 160L168 161V160L170 159ZM84 156H85V155H84ZM168 156H169V159H168ZM108 157H109V158H108ZM10 158H11V157H10ZM106 158H107V160H108L110 163L106 160ZM111 158H112V159H111ZM125 158H124V159H125ZM4 159H5V158H4ZM6 159H7V160H6ZM6 159H5V160H6V163H7V161L9 162V158H6ZM117 159L119 160L120 158L118 157ZM124 159L122 160V158H121L120 160L124 162ZM105 160H106L110 165H111V162H112V161H113L114 163H117V165H114V166H113V167H114L113 170H112V168H111L112 166L109 165L110 168H109V170H107L106 167H107L108 165H107V163L105 162ZM111 160H112V161H111ZM0 161H2V160L0 159ZM11 161H12V159H10V163H12ZM116 161H117V160H116ZM166 161H165V163H166ZM118 162H119V161H118ZM123 162H122V163L119 162V163H121V165H122ZM144 162H145V161H144ZM159 162H160V164H161V166H160V164H158L159 167L156 165L157 163L153 162V164L155 165V166L153 165V167H154L155 170H156V167L160 168V167H162V165H163V167H164V164H165V163L162 164L161 161H159ZM3 163H4V161L1 162L0 166H4V167H3L4 169H2L1 167H0V168H1L2 170H4V172H6V173L3 172L4 174L2 173L1 176H4V177L7 176V175H8V176L5 177L4 179L0 176V179H2L1 181H2V182H5V184H3L1 181H0V182H1V184H2L3 187H5V186H9V187H5V189H6V190L4 189V194H5V195H2V196L0 197V203H1V204H0V207H1L2 204H3V205H5V204L8 205V202H6V201L8 200V199H6V198L9 197V196H7V195H9V194H8V191H10V192H11V191H14V190L16 189V188H14V187L17 185V183H18V182L20 183V182L23 180V179H22V178H23V176H22V171L20 170L19 172H20L21 174H19L18 170L14 168V164H13V163H12L13 166L9 163L8 166L11 165V167H8L5 163H4V164H3ZM103 163H104V164H103ZM145 163H147V162H145ZM145 163H143V164H145ZM5 165H6L7 169H6ZM112 165H113V163H112ZM163 167H162L161 169H163ZM9 168H10V169H9ZM1 169H0V170H1ZM8 169H9V170H8ZM14 169H15L16 171H15ZM2 170L0 171V173L2 172ZM6 170H7V171H6ZM10 170H11V172H10ZM13 170H14V174H12V173H13ZM157 170H158V172H160V171H159L160 169H157ZM106 171H107V172L110 171V172L107 174L109 177L106 175V173H107ZM118 171H119V172H118ZM121 171H122V172H121ZM161 171H162V170H161ZM164 171H165V169H163V172H164ZM8 172H9V173H8ZM15 172H16V173H15ZM17 172H18V173H17ZM112 172H114V173L112 174ZM115 172H117V173L115 174ZM10 173H11V175H10ZM104 173H105V176H104ZM120 173H121V175H120ZM160 173L165 175L167 172H164V173L160 172ZM5 174H6V175H5ZM16 174H18V175H16ZM117 174H118V175H117ZM131 174H132V175H131ZM135 174H136V175H135L136 178H138V179L143 178V176H142L141 178L137 177V176H141L140 174L138 175L137 172H136ZM167 174H168V173H167ZM12 175H13L14 177H13ZM112 175H113V176H112ZM126 175H127V176H126ZM164 175H162L161 177L163 178ZM168 175H169V174H168ZM11 176H12V179L10 180L9 178H10ZM15 176H17V178H16ZM19 176H20L21 178H20ZM100 176H101V177H100ZM135 176H134V177H135ZM107 177H108L109 179H107ZM110 177H111V178H110ZM114 177H115L116 179H115ZM119 177H120V178H119ZM125 177H126V179L128 178L127 181H126ZM164 177H168V176L166 175V176H164ZM7 178H8V180H7ZM19 178H20V179H19ZM101 178H102V180H101ZM103 178H104V179H103ZM113 178H114V180H111V179H113ZM117 178L122 179V180H120L121 182H117ZM136 178H135V179H136ZM18 179H19V180H18ZM96 179H95L94 184H93V188H92L93 190H92L89 194H87L88 196L85 195V197L88 198V199H91V200L94 199V200H92V201L94 202V204H93L92 201L90 202L88 199H87V200L91 203V205H92V204L95 205V203H98V206H99L100 203L103 202V200H105L106 198H108V200L106 199L108 202H107L106 200H105V202H103L105 205H107V207H106V206H104V207L107 208V209H109L108 207H109V206H112V209H109V212H105L104 210H106V209H105V208H104V210L102 209V207H103V205H104V204H103L102 207H101V209H100V208H97V209H99V210L97 211V209H96V207H98L97 204H96V207H95V206H90V205L86 202V200H84L85 203H87L89 206L87 205L88 208L86 207V205L84 206V205H83L84 202L82 201L81 204L83 203L82 205L85 207L83 210H86V209L88 210L89 207H91V209H90L91 212H89V214L91 215V217H90L89 214H87V215L90 217V219L88 218V219H89V220H88V219H86L87 217H86L85 215H83V216H85V218L83 217L82 220H85V219H86V220H85L86 223H88V221L91 222V226H90L91 228H94V227L97 226V225H98L99 227L102 226L101 229L97 226V227H98L97 230H99V231L101 230L100 232H104L103 230L107 231V229L110 227V223H109V222H111L110 220H113V219H114V218H112V219H109V218L112 216L110 210L112 211L113 208H114V205H115V204L109 203V197H106V196H108V194L111 195V193H109L110 191H111V192L113 191L114 193H115V191H117V193H118V191H120V190H116V189L113 190V189L111 188V190H110L109 192H107V191L104 189L105 192H106L105 194H107V195L104 196V197H102V201H101V198H100V200H99V196H97V198H98V200H99V201H98L97 198H94V197H96V194H97V193H96V191H97V187H99V186H97V185H100L99 183H101V185H100V187H101L100 190H101L102 188H105V187H102V186H103L102 182L99 181V182L97 183ZM123 179H124V180H123ZM135 179H134V181H135ZM144 179H145V178H144ZM144 179H143V180H144ZM12 180H13V181H12ZM17 180H18V182H16ZM20 180H21V181H20ZM161 180H162V179H161ZM9 181H11V182H9ZM110 181H111V182H110ZM131 181H132V180H131ZM137 181H138V180L136 179V182H137ZM144 181H146V180H144ZM13 182H15V183H13ZM125 182H124V183H125ZM129 182H130V181H129ZM146 182H147V181H146ZM146 182H144V183L146 184V185H145V184H144V185H145V186L148 185L147 187H144L143 182H142V179H141V182H137V184L140 183V184L143 185V186H141V189H142V190H141V189H138L140 186L136 187V184H135L134 182H133V183L130 182L131 184H128V185H129L128 187H130V189H131V186H130V185H134V184H135L134 186H135L136 188H133V187H132V188L135 189L137 192H138V190L140 191V193L144 192L145 195H143V193H142V195H143V196H146V199H147V201H148V200L151 199V198H155V196H156L157 194L154 195V196H152L153 193H154V192H153L154 189L152 190L153 184H151V181L148 182V184H147ZM159 182H160V181H159ZM10 183H12V185H11ZM19 183H18V184H19ZM95 183H96V185H95ZM109 183H110V184H109ZM6 184H7V185H6ZM8 184H10V185H8ZM15 184H16V185H15ZM112 184L114 185V187H113ZM119 184H120V185H119ZM154 184H155V183H154ZM4 185H5V186H4ZM14 185H15V186H14ZM105 185H104V186H105ZM138 185H139V184H138ZM10 186H11L13 189L10 188ZM17 186H18V185H17ZM17 186H16V187H17ZM95 186H96V188H95ZM107 186L110 187V188L108 189ZM149 186H150V188H151V189H149V190H151L153 193H152L151 191L148 190ZM123 187H124V185H123ZM123 187L120 188L121 191H122ZM125 187L128 188L127 186H125ZM125 187H124V188H125ZM9 188L12 189V190H10ZM143 188H145V190H147V191H145V190L143 191ZM98 189H99V188H98ZM130 189H128V190L130 191ZM133 189H131L130 192L128 191V192H126V193H127V194H128V193H129V194L132 193V190H133ZM104 190H103V192H102V190H101V195H102V194L105 195V194H104ZM5 191H7V192H6L7 194L5 193ZM125 191H126V189H125ZM125 191L123 190L124 193H125ZM148 191H149L150 193H149ZM92 192H94V195H95V196L91 194ZM97 192H99V191H97ZM113 192H112V193H113ZM137 192L133 191V193H135V194H134L135 197H131V196H133V194H132V195L130 194L131 196H128V197H129V198H128L127 195L125 194V196L129 199L128 201H126V198L124 197V193H123V195H122L121 192H120L121 194H119V193L117 194V193H116L118 196L114 195V193H113L114 198L117 197L116 200H115L114 198H113L114 200L112 199V200L114 201L113 203H115V201L117 202V204L119 203L118 205L115 206V208L118 206V207L116 208V210L114 209V210L112 211V213L114 212L113 214H115V215H117L118 213L120 214L119 216L117 215V221L119 220V218L121 219V217H122L124 214H126V212H127V213L129 212L128 210H130V209H129L130 207H133V208H134V206H135L134 204H136L135 202H137L136 199H138L137 196H139V195L142 196L141 194H139V192H138V194H139V195H138ZM156 192H159V190H158V191L156 190L155 193H156ZM99 193H100V192H99ZM146 193H147V195H146ZM148 193L151 194V196H152V197L150 196L149 199H148V197H149V196H148V195H149ZM161 193H162V192H161ZM129 194H128V195H129ZM98 195H99V194H98ZM120 195H121L122 198H124V199H122ZM3 196H4V199H5L6 201L3 199ZM92 196H93V197H92ZM115 196H116V197H115ZM119 196H120V197H119ZM140 196H139V197H140ZM143 196L141 197L142 199H144V200H143V204H141L142 200H141L140 198H139V199L141 200V202H139V203H140V206H141V205H144V208H146V204H147V202H146L145 197L143 198ZM147 196H148V197H147ZM90 197H92V198H90ZM100 197H101V196H100ZM105 197H106V198H105ZM118 197H119V199H118ZM161 197H164V199H165V196H164V195H163V196L161 195ZM86 198H85V199H86ZM120 198L123 200V201H121L123 204H120L121 202H118V200H119V201L121 200ZM130 198H131L132 200H133L134 198H136V199H134L135 201L133 200V202L130 203V202L132 201V200L130 201ZM157 198H158V202H159V200L162 199V198L159 199V194H158V197H157ZM110 199H111V196H110ZM164 199L161 200L163 203H160V202H159V203L161 204V205H160V206H161V207H160L161 209H162V207L164 206V205H163V204H164V201H165ZM95 200H96V202H95ZM112 200H111V201H112ZM155 200L157 201V199H155ZM155 200H153V201H155ZM163 200H164V201H163ZM217 200H218V199H217ZM217 200L214 201V202H215V203H214L215 205L213 204L214 206H213L212 204H210V203L208 204V202H206V205L204 204V202H202L201 205H200V204L198 205V206H199L198 209L196 208L197 206H196L195 204H193V205L191 204V205L193 206V208H194V209L196 208L195 210H197V211H195L196 214H197V216H196V214H194V215L196 216V217L194 216V218H192L193 215L191 216V213H190V212L193 213V210H194V209L192 210V208H190L189 206H188V208H190L191 211H190V209H189V211H190L189 213H190V214H187V213H188V210H186V209H187L186 207H187V205H189V204L184 205V206H186V207H185V209L183 208L185 211H187V213H186V212H185V213L183 212V213H184L185 215L187 214L188 216L190 215L189 217H188V216H187V217H188V218L191 217V219H192V221H190L189 219H187V221H189L190 223H191V222L193 223V228H192V224H190L191 226L189 225V227H188V228L191 229V232H193L192 229H194L196 232H198V231L196 230L197 225H198L199 228H200V226L203 227V225H201V222H202L203 224H206L204 221L206 220V222H207L208 220H210V221H208V222H210L209 228L212 226L213 228H215V231L213 230V228H210V229H211V230H210V229H209L208 227H206L205 225H204L205 228L203 227V228H200V229L197 228V229H198L199 231L202 230V233H203V232H206V233H207L208 230H210L211 233H212L211 236H213V234H214V235L216 234L215 236H213V239H215V243H216V240H217L219 237L221 238V235H222V234H223V235H226V234L223 232V230H222L221 232L218 231V230H221L218 226H216V227L218 228V229H216V227L214 226L215 224H212V225H211L212 222L214 223V221L218 219V215L220 214V212H218V211H219V207H222V209H223V203H221V202H223V201L220 202V200H218V201H219V205H217V204H218V203L216 204V201H217ZM111 201H110V202H111ZM125 201H126V202H125ZM144 201H145L146 204H144ZM153 201H152V202H153ZM156 201H155L154 203H152L153 205H151V206L148 205V206H150V207H149V210H151V212H153V211H152L153 209H154V210H157V211H158V209H160V208H157V209H156V207H157L156 204H155ZM2 202H3V203H2ZM5 202H6V203H5ZM99 202H100V203H99ZM106 202H107V204H106ZM108 203H109L110 205H108ZM127 203H129V204H127ZM139 203H138V205H139ZM150 203H151V201H150ZM220 203H221V204H220ZM79 204H80V203H79ZM111 204H112V205H111ZM125 204L128 205V206L126 207V208H128L127 210H126V208H125ZM130 204H131V205H134V206H130ZM148 204H149V203H148ZM154 204H155V205H154ZM203 204H204L205 206H204ZM226 204H228V203L226 202ZM3 205H2V206H3ZM7 205H5V207H6ZM82 205H81V206H82ZM120 205H121V207H119ZM123 205H124V206H123ZM138 205L135 206L136 209H138V208H137ZM158 205H159V204H158ZM162 205H163V206H162ZM165 205H167V204H165ZM202 205H203V206H202ZM220 205H221V206H220ZM238 205L242 207V208H239V207L237 206V209L239 208L238 213H239L240 211H242V213H243L244 215H243L242 213H241V214L239 213L240 215L237 214V216H240V218H241V216H245L244 219H245L246 217H249L248 219H245V222H243V221H244L243 218L241 219V222H242V223H247V224H244V227H245L246 225H248V224L251 223V224H250L251 226L248 225V226L250 227V229H249V228H246L247 226H246L245 229H244V231L247 229V232H245V233H246L245 236H246V237H247V236H249V237L255 236V234H253V233H254L253 231H255V233H257V234H259L258 231H260L261 233H263L262 231H264V225H263V223H264V215H263V214H264V211H263V210H264V209H263V210H260V212H257V214H256V211H257V210L259 211V207H261V206L255 208L254 206H252V207H247V206H245V205H243V204H241V203H239ZM100 206H101V205H100ZM129 206H130V207H129ZM155 206H156V207H155ZM184 206H183V207H184ZM200 206H201V208H200ZM207 206H208V207H207ZM226 206H227V205H226ZM226 206H224V207H226ZM75 207H76V206H75ZM142 207H143V206H141V208H142ZM151 207H152L153 209H151ZM168 207H169V206H167V208H168ZM205 207H206V209H205ZM209 207H214L213 209H215V212H214L213 209H212V213H211V210H210L211 208H209ZM215 207H217L218 209L215 208ZM263 207H264V206H262L261 208H263ZM2 208H3V207H2ZM76 208H77V207H76ZM76 208H75V209H76ZM79 208H80V209H79ZM110 208H111V207H110ZM147 208H148V207H147ZM147 208H146V209H147ZM169 208H170V207H169ZM261 208H260V209H261ZM4 209H5V208H4ZM77 209H78V212H77V213H79L80 210L82 211V207H80V205L78 206ZM92 209H95V210H93L94 212L92 211ZM117 209H119V210H117ZM120 209H124V210H125V211L123 210L124 213H123ZM139 209H140V207H139ZM139 209H138V211L134 209V211H136L137 213L139 212V214H140L141 212L139 211ZM164 209H166V208L164 207ZM170 209L173 210V208H170ZM200 209H202V210L199 211ZM216 209H217V211H216ZM242 209H243V210H242ZM256 209H257V210H256ZM100 210H102V213H103V214H104V212H105V213H109V214H111V215H108V214H107L108 216L106 217V214L103 215V214L101 213ZM131 210H132V209H131ZM131 210H130V211H131ZM140 210H142V209H140ZM143 210H145V209H143ZM143 210H142L143 213H141V214H144V213H145L146 216H150V217H151V215H152L151 212L149 213V212H145V211H143ZM166 210H167V209H166ZM168 210H169V209H168ZM176 210H177V209H176ZM180 210H182V209H180ZM184 210H182V211H184ZM208 210H209V211H208ZM220 210H221V209H220ZM2 211H3V210H2ZM2 211H0V212L3 213ZM76 211H77V210H74V211H72V212L75 213ZM103 211H104V212H103ZM115 211H116V212H115ZM117 211H119V212H117ZM134 211H133V212H134ZM157 211H156V212H157ZM163 211H164V212H162L161 210H160V212L158 211V215H159V214L161 215V212H162V214L166 213L165 210H163ZM170 211H171V210H170ZM174 211H175V210H174ZM182 211H179V212L177 211V212L179 213V216H178V213H177L176 211L174 212L175 214L173 213V211L170 212V213H173L174 216L177 215L176 217H173V214H172V216H171V214H170L169 212H167V213H168V218H169V214H170V217H173L174 220H175V218L180 217V218H179V221H181V215H180V212H181V214H182ZM198 211H199V213H198ZM205 211H206V216H205V213H204ZM92 212H93V213H92ZM99 212H100L103 216H105V217H103V218H106V219H105L106 221H107V219L109 220L108 222H104L105 225H104L103 223L101 224V221L103 222V221H105V220H103L102 215H100ZM120 212H122V216H121V213H120ZM131 212H132V211H131ZM131 212H129V215H131V214H130ZM195 212H194V213H195ZM213 212H214V213H213ZM216 212H218L219 214H217ZM73 213L68 214L69 216L67 215V218H66L65 220L70 219L69 217H72L73 215H74V216L70 219V221L73 222V223H74L75 221L77 222V220H75L76 218H77V219H78V217H79V218H80V217L82 218V216H80L79 214H77V213L73 214ZM91 213L94 214V216H95V214H96V215H97V216H95L96 218H95ZM134 213H135V212H134ZM137 213H135V214H137ZM148 213H149L150 215H149ZM201 213H202V215H200ZM203 213H204V214H203ZM209 213H210V214H209ZM253 213L256 214V217H255V216H254L255 218L253 217L254 219L251 217V216L253 215ZM261 213H263V214H261ZM135 214H134V215H135ZM147 214H148V215H147ZM184 214H182V218L185 219V217L183 216ZM207 214H208V215H207ZM213 214H214V216H213ZM215 214L217 215V218H216V215H215ZM71 215H72V216H71ZM76 215H77V217H76ZM154 215H157V214L153 213V215H152L153 220H154V218H155V219L157 218V216L155 217ZM198 215H200V216H198ZM92 216H93L96 220L99 219V216H101V219L98 220V221H99L98 224L96 223V225H95V223H94L95 219H94V221H90L91 219H93ZM113 216H114V215H113ZM120 216H121V217H120ZM126 216H128V215L126 214ZM153 216H154V217H153ZM161 216L163 217V215H161ZM201 216H203L204 218L201 217ZM208 216H209V217H208ZM257 216H258V219H257ZM115 217H116V216H115ZM118 217H119V218H118ZM124 217H125V215H124ZM124 217H122L121 220H127V219H128L127 221L129 222V221H131V220H129V217H133V213H132V216H128V217H126L127 219H126V218L124 219ZM150 217H149V218H150ZM162 217L158 216V219L160 220ZM164 217H166V214H164ZM164 217L162 218V219H163L162 223L164 222V224H165L166 220L164 221V219H165ZM197 217H199V218L196 220ZM213 217H215L216 219L214 218V219H215V220H214ZM259 217H260V218H259ZM74 218H75V219H74ZM152 218H150V221H151ZM200 218H201V219H200ZM206 218H207V219H206ZM237 218H239V217H237ZM250 218L253 219V221H252V219H251L252 222H251V221L248 222V220H250ZM115 219H116V218H115ZM146 219H148V217H147ZM184 219H182V220H183V223H182V224H184V228H186V227H185V224L187 223V225H188V222L184 223V221H186V219H185V220H184ZM193 219H195V220L193 221ZM202 219H204V220H202ZM211 219L213 220L212 222H211ZM73 220H75V221H73ZM82 220H81V219H78V221H79L80 223L77 222V223H76L77 226H78V224H79V227H80V226H81L80 224H82V223H83V225H85V227H86V225H87V227L90 225L89 223H88V224H85V223H84L85 221L82 222ZM153 220L151 221V223L154 222V221H156L157 219L154 220V221H153ZM167 220H168L167 222L170 221L169 219H167ZM176 220L178 221V218H177ZM198 220H199V221H198ZM236 220H237V219H236ZM239 220H240V219H238L237 221H239ZM242 220H243V221H242ZM255 220H256V222H255ZM113 221H115V220H113ZM132 221H133V219H132ZM135 221H136V220H135ZM135 221H133V222H135ZM148 221H149V219H148ZM150 221H149L148 223H150ZM172 221H173V220H172V218H171V223H172ZM196 221H198V222L195 223ZM237 221H235V222H237ZM246 221H247V222H246ZM258 221H259V222H258ZM136 222H137V221H136ZM138 222H139V221H138ZM181 222H182V221H181ZM235 222H234V223H235ZM241 222H238V223H240V225L238 224L239 226H237V228H239V227L242 228V227H243V225L241 224ZM262 222H263V223H262ZM93 223H94V224H93ZM108 223H109V225H108L109 227L107 226ZM113 223H114V222H113ZM139 223H140V222H139ZM143 223H145V222H143ZM234 223H233V225H234ZM256 223L258 224L259 227H260V226L262 227V225H263V228H262L263 230H262L261 228H259V227H256V226H257ZM259 223H260V224H259ZM76 224H74L73 227L75 226L74 228L77 229L78 227H76ZM92 224L95 225V226H93ZM99 224H100V225H99ZM111 224H112V223H111ZM134 224H136V223H134ZM140 224H141V223H140ZM167 224H168V223H167ZM167 224H165V225H167ZM169 224H170V223H169ZM195 224H197V225H195ZM208 224H209V223H208ZM254 224H255L256 226H254ZM83 225H82V227H83ZM137 225H138V224H137ZM187 225H186V226H187ZM236 225H237V224H235V226H236ZM103 226H107V227H106L107 229H105V227H103ZM138 226H139V225H138ZM182 226H183V225H181V227H182ZM195 226H196V227H195ZM97 227H95V228H97ZM181 227H179L180 229H178V230L181 231V233H180V232H175V231H177L176 228H175V229H172V232H175V233H174V236H173V234H171L174 238H171V239H170V238L168 237L169 240H168V238H166V239H167V243L165 242V243H164L165 245L170 244V243L172 242V241H171L172 239H175V238L178 239V237L182 234V228H183V227H182V228H181ZM244 227H243V228H244ZM255 227H256V228H255ZM74 228H73V230H72L73 233H75V232L78 231V229H77V231L74 232V230H76V229H74ZM206 228H207V229H206ZM221 228H222V227H221ZM243 228H242V229H243ZM258 228H259V229H258ZM80 229H83V228H80ZM84 229H85V228H84ZM84 229L81 230V231L83 232ZM88 229H89V228H87V230H88ZM102 229H103V230H102ZM203 229H206L207 231H204ZM222 229H223V228H222ZM248 229H249V232H248ZM253 229H255V230H253ZM260 229H261V230H260ZM92 230H93V229H90V231H92ZM97 230L94 229V230L92 231V233H93L94 231L97 232ZM173 230H175V231H173ZM186 230L189 231V233H191L189 229L186 228ZM212 230H213L214 232H213ZM85 231H86V229H85ZM90 231H89L88 233H86V232H84V233H86L87 235H88V234L90 235V233H91ZM99 231H98V233H99ZM157 231H159V229H158ZM210 231H209L208 233H210ZM216 231H217V232H216ZM196 232H193L194 238L196 237V240L194 241L193 244L195 245L196 241L198 240V244H197L198 247H197L196 250H195V249H194V250L197 251V250L199 249V250L197 251L198 256H199V254H200V252H199V251H200V247H202V245H201V246L199 245V243L201 242V240L199 241V239H197V238H200V239H201V238L207 239V238H205V237H206V233H203V234H202L201 232H200V233L198 232V233L200 234V235H199V234L196 233ZM98 233H95V232H94L95 235L98 234ZM158 233L160 234V231H159ZM158 233H157V235H156V231H155V233H154V235H152V237H153V236H155V237L158 236V235H159ZM178 233H179V234H178ZM185 233H188V232H185ZM219 233H220V234H219ZM94 234H91V235H94ZM191 234H192V233H191ZM191 234H188V235L191 236ZM195 234H197V235H199V236H201V237H198L197 235L195 236ZM218 234H219V235H218ZM248 234H250V235L253 234V235L250 236V235H248ZM66 235H69V237H67ZM171 235H170V236H171ZM193 235H192V237H193ZM223 235H222V238L224 237ZM183 236H185V237H183ZM186 236H187L186 234H185V235L182 234V235L180 236V237H182V238L179 237L180 240L178 239L180 242L177 240V242H179V243H178V244L176 243V246H173V247H174V248H175V247L178 248V247L181 245L180 243H183V241H187V242L184 243V244H185L186 246H188V244H189V246H190V244H192V243H190V242H191L190 240L193 241L194 239L190 237L191 239L189 238V240H188V237H189V236L187 237V239H185ZM202 236H203V237H202ZM256 236H258V235H256ZM65 237H66V239H67V238H68V239H69V238L71 239L70 234H65L64 238H65ZM216 237H218V238L216 239ZM246 237H245V238H246ZM183 238H184L185 240H184ZM224 238L226 239V236H225ZM66 239H65V241H66ZM182 239H183V240H182ZM204 239H203V240H204ZM225 239H224V240H223V239H222V240L220 239V240L217 241V244H215V245L218 246V248H220L219 251H221V249H222V251H223V245H221V244H224V242H222V243L220 242V243H221L220 245L218 244V242H219V241H225ZM6 240H10V238H9V239H6ZM6 240L4 241L5 244L7 243ZM203 240H202V243H201V244H204L203 242H204L205 240H204V241H203ZM11 241H12V240L8 241V243H10ZM67 241H68V240H67ZM168 241H169L170 243H168ZM174 241H175V240H173V242H174ZM181 241H182V242H181ZM188 241H190V242H188ZM208 241H210V240L207 239V240L205 241V242H206L207 249L210 248V247H211V244H212V243H210V242H208ZM4 242H3V243H4ZM207 242L210 243V244H207ZM11 243H12V242H11ZM11 243H10V244H6V245L3 244V246H2V249H3V250H2V253L4 254L3 256H5L4 259H8V257L10 256V259H8V260L5 261V263H7V264H8L9 262H10L11 264H13L11 261H12L14 258L17 259V258L19 257V258L21 259L22 256L24 255V254H22L21 252H23V250H24L25 247H23V248H22V247H21V248H17V247H16V249L18 250V251H16V249H15L14 246L11 247V245H12ZM187 243H188V244H187ZM164 244H163V246H164ZM174 244H175V243H174ZM184 244H183V245H184ZM213 244H214V243H213ZM213 244H212L213 248H214V247L216 248V246L213 245ZM4 245L6 246V250L3 248ZM7 245H9L12 249H11L9 246H7ZM172 245H173V243L171 244V246H170V245H169V246L172 247ZM177 245H178V246H177ZM185 245H184V246H185ZM208 245H209V247H208ZM169 246H168V247H169ZM184 246H182L181 248H183V251L186 250V252H188V251H187V250H189L188 247H185V248H184ZM199 246H200V247H199ZM204 246H205V244L203 245V248H204ZM206 246H205V247H206ZM173 247H172V248H173ZM192 247H193L192 245L189 247L190 250H191ZM221 247H222V248H221ZM13 248L15 249V252H17V254L14 253V251H13L14 249H13ZM172 248H171V251H172V250L174 251L175 249H174V248L172 249ZM179 248H180V247H179ZM179 248H178V249H179ZM181 248H180V250H181ZM194 248H196V246H195ZM19 249H20L21 251H19ZM164 249H165V247H164ZM166 249H167V247H166ZM166 249H165V250H166ZM192 249H193V248H192ZM207 249L204 248L202 251H203V253L205 254V257H206V258L208 257V259L204 258V255L202 254V251H201V255H202V256L200 255L201 257H203L202 259H200L201 257H198L197 254H196V255L193 254V251H194V250H191V252H192V255H194L195 257L197 256V257L199 258L198 261L201 260V262H202V261L204 262L205 259H206V260H209V259L212 260L210 253L208 252L209 254H207V251H209V249H208V250H207ZM7 250H8V251L11 250L13 253L10 251L9 254H8V253H6V252H8ZM169 250H170V248H169ZM180 250H179V251H180ZM3 251H6V252H3ZM163 251H164V250H163ZM167 251H168V249H167ZM167 251H165V252H166V253H165V256H164L165 258L163 257V259H166V255L169 256V259H170V258L173 256V253L175 254V251L179 252L178 250H175L174 252L172 251L173 253L170 252V253H172V255H171V254L168 253ZM183 251L181 250V252H182L183 254L186 253V252H183ZM195 251H194V253H196ZM222 251H221V253H222ZM18 252H19L22 256H21L20 254H18ZM177 252H176V254L178 255ZM191 252L189 251V252L186 253L185 255L189 258V256L191 257V255H190ZM205 252H206V253H205ZM10 253L12 254V256H11ZM23 253H24V252H23ZM182 253H181V254H182ZM189 253H190V254H189ZM169 254H170L171 256H170ZM176 254H175V255H176ZM179 254H180V252H179ZM181 254H180V257L177 256V257H179L180 260H182V259L184 258V257H182L183 254H182V255H181ZM188 254H189V255H188ZM6 255H7V257H6ZM13 255H16V256H13ZM17 255H19V256H17ZM206 255H208V256H206ZM209 255H210V257H209ZM223 255H224V254H223ZM186 256H185V257H186ZM225 256H226V257H225ZM225 256H224V257L222 256V257L220 258V259H221L220 261H222V258H223V260H224V263H223V264H225V262H226V264H227V262H228V261H227L228 259H227V260L224 259V258H227V254H225ZM173 257L175 258L176 256H173ZM181 257H182V259H181ZM197 257H196V260H197ZM228 257H229V256H228ZM19 258H18L17 260L14 259L15 261H13V262H14V263L17 262V261L19 260ZM174 258H173V259H174ZM191 258H192V257H191ZM191 258H190V259H191ZM22 259H23V258H22ZM163 259H162V258H161V260L158 259V260L160 261V262H158V263H160V264H171V263L174 264L173 262H170V261L167 260L168 257H167V259H166L167 261L165 260V261L163 262ZM184 259H185V258H184ZM186 259H187V258H186ZM186 259L184 260V261H185V264H188V263H187V262H188V259H187V261H186ZM193 259H194V257H193ZM193 259H192V260H193ZM9 260H10V261H9ZM158 260H156V262H157ZM174 260H175V259H174ZM180 260H177V261L180 262ZM194 260H195V259H194ZM194 260H193V261H194ZM7 261H8V262H7ZM19 261H20V260H19ZM19 261H18V262H19ZM172 261H173V260H172ZM175 261H176V260H175ZM182 261H183V260H182ZM182 261H181L180 264H182ZM184 261H183V263H184ZM189 261H190V260H189ZM198 261H197V262L194 261V262H196V263L198 264V263L200 262V261H199V262H198ZM209 261H210V260H209ZM209 261H207L208 264H211L212 262L215 263V264H216V262H217V264H218V262H220V261H216V262H215L214 260L211 261V262H209ZM229 261H230V260H229ZM18 262L15 263V264H18ZM156 262H154L153 264H158V263H156ZM161 262H163V263H161ZM178 262H176V263H178ZM191 262H192V261H191ZM191 262H190V263H191ZM194 262H192V264H193ZM203 262H202V263H203ZM176 263H175V264H176ZM196 263H194V264H196ZM213 263H212V264H213ZM221 263H222V262H221ZM221 263H220V264H221ZM228 263H229V262H228ZM199 264H200V263H199ZM203 264H204V263H203Z\"/></svg>",
	"mask_w": 264,
	"mask_h": 264
}]
</instances>
